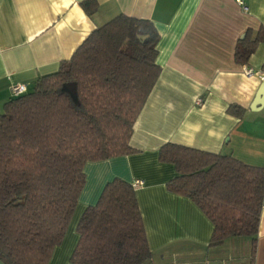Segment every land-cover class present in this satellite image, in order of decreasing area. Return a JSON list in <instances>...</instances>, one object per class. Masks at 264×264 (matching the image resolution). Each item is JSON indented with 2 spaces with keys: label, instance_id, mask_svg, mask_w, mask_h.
<instances>
[{
  "label": "trees",
  "instance_id": "16d2710c",
  "mask_svg": "<svg viewBox=\"0 0 264 264\" xmlns=\"http://www.w3.org/2000/svg\"><path fill=\"white\" fill-rule=\"evenodd\" d=\"M88 15L96 0H82ZM139 36H145L143 39ZM158 33L144 18L118 14L94 28L58 68L10 96L0 112V261L46 264L65 233L84 185L87 161L135 152L134 122L160 72ZM264 27L236 41L246 64ZM75 84L72 95L66 83ZM241 116L244 110L231 105ZM158 159L176 174L166 188L190 198L212 223L208 246L249 237L253 264L264 207V167L231 154L166 142ZM69 264H143L151 257L135 188L118 177L82 211Z\"/></svg>",
  "mask_w": 264,
  "mask_h": 264
},
{
  "label": "crops",
  "instance_id": "0c3cea01",
  "mask_svg": "<svg viewBox=\"0 0 264 264\" xmlns=\"http://www.w3.org/2000/svg\"><path fill=\"white\" fill-rule=\"evenodd\" d=\"M81 1L0 0V112L12 84L30 89L120 13L153 23L160 72L133 125L135 152L84 164L76 207L46 264H69L82 211L115 177L142 180L134 188L151 250L143 264H248L249 237L208 246L212 223L190 198L166 188L176 172L158 159V150L172 142L264 167V100L255 102L264 75L244 73V67L264 72V40L246 64L233 59L241 35L264 27V0H242L246 10L235 0H96L92 15ZM231 105L243 114L230 113ZM253 264H264V207Z\"/></svg>",
  "mask_w": 264,
  "mask_h": 264
},
{
  "label": "built area",
  "instance_id": "2783aa9c",
  "mask_svg": "<svg viewBox=\"0 0 264 264\" xmlns=\"http://www.w3.org/2000/svg\"><path fill=\"white\" fill-rule=\"evenodd\" d=\"M235 2L242 7V9L246 10V6L243 5L242 0H235ZM244 73L246 75H255L258 74L260 77L264 75V72L261 71H255L252 68L249 67H244ZM27 89L26 85L23 83H14L10 86V96H17L20 95L21 93L25 92ZM199 100V99H198ZM132 185L135 187L138 184L142 183V180L136 179L131 182Z\"/></svg>",
  "mask_w": 264,
  "mask_h": 264
},
{
  "label": "water",
  "instance_id": "95a60500",
  "mask_svg": "<svg viewBox=\"0 0 264 264\" xmlns=\"http://www.w3.org/2000/svg\"><path fill=\"white\" fill-rule=\"evenodd\" d=\"M145 36H139V38L143 39ZM243 37V35H241V38ZM66 87L68 88V90L70 91V93H72V95L75 94V84L73 82L70 83H66ZM262 100H264V84H262L260 86V88L258 89L257 93H256V98H255V102L257 103H261Z\"/></svg>",
  "mask_w": 264,
  "mask_h": 264
}]
</instances>
